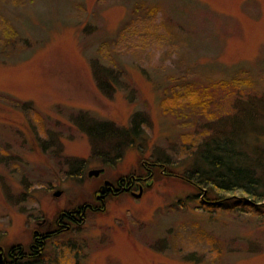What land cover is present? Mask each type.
Listing matches in <instances>:
<instances>
[{"label":"rangeland","instance_id":"374dc122","mask_svg":"<svg viewBox=\"0 0 264 264\" xmlns=\"http://www.w3.org/2000/svg\"><path fill=\"white\" fill-rule=\"evenodd\" d=\"M137 5L157 8V39L116 51ZM0 11L18 33L0 34V246L28 247L37 220L95 205L104 180L138 171L144 158L175 157L208 129L231 143L234 170L259 165L264 183V0H0ZM173 91L176 106L164 104ZM94 122L146 127L105 165L91 157L105 149L85 132ZM163 174L131 191L141 198L109 197L104 212L49 240L45 264H264V215L205 209L202 195Z\"/></svg>","mask_w":264,"mask_h":264},{"label":"trees","instance_id":"16d2710c","mask_svg":"<svg viewBox=\"0 0 264 264\" xmlns=\"http://www.w3.org/2000/svg\"><path fill=\"white\" fill-rule=\"evenodd\" d=\"M5 1L18 7L32 0ZM156 10L157 8L153 6L147 9H145L144 5L136 6L132 21L125 26L121 32L120 40L115 43L116 51L136 52L143 48L144 45L148 44L149 41L157 39L154 36L155 33L157 34L159 28ZM0 34H2L7 41H11L18 36V33L14 31L11 23L4 17L1 11ZM107 43L102 45L103 49L106 48L108 44H111ZM104 55L105 57L109 56L108 53H104ZM110 59L111 62H115L114 58L112 59V57H110ZM107 71L111 72V75H114L112 69H107ZM97 83L100 89L105 91L108 95H111L115 90V86L109 84L105 79H100ZM182 87L185 91L191 89V87L187 85H182ZM206 90L207 89L203 88L202 93H206ZM180 93L183 94V97L190 95V93L184 94L183 89ZM180 93L173 91V96L164 98V100H166L164 104L167 102H175L176 106V99L179 98ZM204 99L207 100L206 95H204ZM18 105L19 102L16 106ZM29 105L30 104H23V110L27 109L28 112L31 113L33 119L40 125L42 123V118L36 111L31 110ZM172 111H174L177 117H181L180 112L173 110V108ZM137 117L135 118L137 119ZM138 124L139 123L134 122L132 126L120 129L112 123L94 122L85 132L90 142L98 145L102 144L105 146V149H102L103 147L95 148L91 153V157L101 160L105 165L116 164L122 157V150L126 147L134 146L136 137L140 136L142 133L141 128L146 127L145 124L141 126ZM208 130L209 135L205 138L206 140L200 141L198 138L190 144L181 142V149L177 150L178 154L175 157L159 154L155 156L153 160L144 158L140 161L138 171L125 177H119L112 181V183L117 184L122 182L130 185L133 182H138L146 184L149 180L156 181L157 177L164 172L165 174L163 175L166 177L180 180L184 184L192 187L196 193L202 195L200 199H197V202L205 209L222 210L226 212L236 210L241 212L250 211L252 214L264 215V193L259 192L260 188L264 185L262 182L261 167L256 165L258 168L254 167L251 171L245 173L234 170V166L235 164L238 165L239 159H237L235 151L230 148L231 143L224 141L225 139L222 133H219L216 128L214 130ZM218 136H220V138H218ZM106 145L108 146L106 147ZM79 162L83 164V160ZM186 162L187 164L184 165ZM226 162H228L229 166H232L233 170L226 168ZM172 166H183L184 169L181 172H177L171 168ZM80 175L79 177H81ZM133 189H136V185ZM237 193H241L242 196H237ZM83 206L84 205H79L74 208L78 209L75 216L77 221L71 224H74L76 227L78 226V228L85 222ZM103 207L104 210L98 211L97 213L105 211L106 203ZM68 224L70 225V223ZM69 231L71 230L68 225L63 226L62 229L58 232H54L49 238L54 240ZM45 250L46 248L43 250L42 255L36 258L45 261ZM44 263L45 262L41 263L37 261L29 264Z\"/></svg>","mask_w":264,"mask_h":264},{"label":"flooded vegetation","instance_id":"af4514ba","mask_svg":"<svg viewBox=\"0 0 264 264\" xmlns=\"http://www.w3.org/2000/svg\"><path fill=\"white\" fill-rule=\"evenodd\" d=\"M106 180H104L100 186L95 191L96 204L86 203L83 206V215L87 214V212L97 213L98 211L104 210V204L106 199L110 196L122 194H129L133 191V187L136 185V188L139 187L141 183L133 182L130 185L127 183H117L113 184L111 181V190L109 192L107 187L104 192L102 191V187ZM132 194V193H131ZM63 209L61 210L55 217L54 223L48 222L45 218L42 220H37L36 227L32 231V241L28 245V247L22 244H13L7 247L0 246L2 249L0 251V264H29L34 262H45L40 258H36L42 255L43 250L46 248L48 241L51 240L49 237L54 234V232H58L62 229L63 226H71L77 221L76 213L78 209ZM70 210V211H68ZM70 223V225L68 224ZM45 264V263H44Z\"/></svg>","mask_w":264,"mask_h":264},{"label":"water","instance_id":"95a60500","mask_svg":"<svg viewBox=\"0 0 264 264\" xmlns=\"http://www.w3.org/2000/svg\"><path fill=\"white\" fill-rule=\"evenodd\" d=\"M104 169H95V170H91L89 173H88V176L89 177H99L101 174L104 173ZM107 187H110L108 188V190L110 189L111 190V182L110 181H106L104 183V186L102 187V191L104 192V190L107 188ZM109 190V192H110ZM137 199L141 198L142 196V192H140V194H134L132 193ZM62 195V192L58 191L54 194L55 197H60ZM1 247H0V251H1Z\"/></svg>","mask_w":264,"mask_h":264}]
</instances>
